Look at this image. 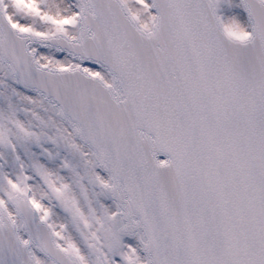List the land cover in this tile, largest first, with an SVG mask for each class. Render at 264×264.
Instances as JSON below:
<instances>
[{
  "label": "snow or ice",
  "instance_id": "6c2138e0",
  "mask_svg": "<svg viewBox=\"0 0 264 264\" xmlns=\"http://www.w3.org/2000/svg\"><path fill=\"white\" fill-rule=\"evenodd\" d=\"M0 264H264V0H0Z\"/></svg>",
  "mask_w": 264,
  "mask_h": 264
}]
</instances>
